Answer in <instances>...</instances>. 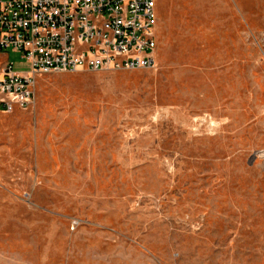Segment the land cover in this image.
I'll return each instance as SVG.
<instances>
[{"label":"rangeland","instance_id":"obj_1","mask_svg":"<svg viewBox=\"0 0 264 264\" xmlns=\"http://www.w3.org/2000/svg\"><path fill=\"white\" fill-rule=\"evenodd\" d=\"M156 11L153 68L0 112V264H264V0Z\"/></svg>","mask_w":264,"mask_h":264},{"label":"built area","instance_id":"obj_2","mask_svg":"<svg viewBox=\"0 0 264 264\" xmlns=\"http://www.w3.org/2000/svg\"><path fill=\"white\" fill-rule=\"evenodd\" d=\"M155 7V0H0V53L18 54L27 68H1L0 108H31L40 75L153 68Z\"/></svg>","mask_w":264,"mask_h":264},{"label":"crops","instance_id":"obj_3","mask_svg":"<svg viewBox=\"0 0 264 264\" xmlns=\"http://www.w3.org/2000/svg\"><path fill=\"white\" fill-rule=\"evenodd\" d=\"M155 6H156V0H155ZM155 9H156V7H155ZM156 17H157V11H156ZM7 62V60H5V62H3V64L2 65H0V70H1V68L4 66V64ZM19 111V110H18ZM0 112L1 113H6V112H4L1 108H0ZM14 112H16V110L14 111ZM14 112H12V113H14ZM12 113H6V114H12Z\"/></svg>","mask_w":264,"mask_h":264}]
</instances>
